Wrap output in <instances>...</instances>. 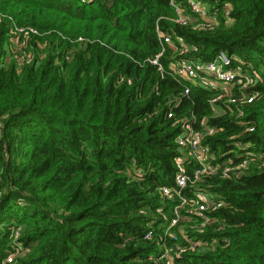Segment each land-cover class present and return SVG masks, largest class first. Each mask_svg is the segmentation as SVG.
Returning <instances> with one entry per match:
<instances>
[{
    "label": "trees",
    "instance_id": "1",
    "mask_svg": "<svg viewBox=\"0 0 264 264\" xmlns=\"http://www.w3.org/2000/svg\"><path fill=\"white\" fill-rule=\"evenodd\" d=\"M200 1L215 6V25L189 8L190 22H176L169 0H0V264L14 246L22 252L6 264H154L148 256L165 247L170 264H264V0ZM159 31L173 44H164L162 70L150 62ZM14 32L20 60L10 53ZM220 51L248 64L232 87L171 72L180 58L207 62ZM253 71L259 78L246 80ZM250 94L251 103L231 101ZM180 118H194L211 164L252 156L242 176L183 190L222 205L202 234L187 228L216 244L175 256L187 243L164 232L177 200L159 189L175 185ZM184 166L191 173L198 163Z\"/></svg>",
    "mask_w": 264,
    "mask_h": 264
},
{
    "label": "built area",
    "instance_id": "2",
    "mask_svg": "<svg viewBox=\"0 0 264 264\" xmlns=\"http://www.w3.org/2000/svg\"><path fill=\"white\" fill-rule=\"evenodd\" d=\"M169 4L173 7L176 14V17L174 18L175 21L183 25L188 24L192 17L186 14V10L188 8L190 12L195 13L204 21L203 24L205 27L215 25L217 23L216 11L214 10L215 6H210V4L206 2L203 3L200 0H187V4L183 6L177 0H169ZM229 11L230 8L228 6L223 7L225 15H227ZM19 31H22V29H19ZM158 36L162 49L150 59V62L157 65L158 70H162V66L159 63V57L164 51V44H168L170 46H173V44L170 35L166 32L159 31ZM12 38V42L16 44L19 36L16 33L15 35H12ZM187 48V46H183L176 51L179 54H183L187 51ZM234 59L238 62V64L231 68L230 66L232 65ZM242 67L246 68L248 67V64L244 60L238 59L233 55H228L224 51H220L212 61L203 62L180 58L170 65L173 75L192 83L199 82L200 84L211 87L212 89H218L221 85H224V87L234 86L237 82L238 75H240V72L243 70ZM244 78L250 81L251 79H258L259 75L253 71L250 75H244ZM188 92L189 87L185 86L183 93L188 94ZM254 97L255 96L253 94L244 95L243 97L234 96L231 98V101L238 103H251ZM178 103V98L169 99L168 104L170 109L166 112L167 117L171 118L173 116V111L171 109L177 106ZM241 114L242 113L240 112L239 115ZM179 121L182 123L183 130L176 138L177 149L181 152V155L176 158V164L178 165L179 170L174 176L175 185L174 188L162 186L159 189L161 195L167 196L168 198H173L175 196L177 200L172 209L173 215L170 218L169 225L164 232V235L173 240H176L179 235H182L183 240L187 243L186 245H178L175 250V256H179L189 249L201 252L203 250L206 251L216 244L217 238L212 239L211 242L206 239L189 238L188 229L202 234L201 232H204L213 224V212L222 205V202L219 199L215 198L216 200H213L208 193L201 190L195 191L191 197H187L183 194V190L190 185L196 184V182L201 178L204 179L215 174H220L223 177H229L230 175L242 176L247 169L249 159L252 156L249 152L244 153L241 160L236 165H232L231 163L224 164L223 166L211 164V156H208L206 150L201 146L203 132L195 129L194 118H180ZM253 130L254 126L249 125L248 131L251 132ZM243 148L246 149L247 145L243 146ZM186 159L194 160L198 163V166L191 173H187L185 171L184 162ZM172 227H176V230L171 231L170 229ZM221 227L222 226L219 225L218 222L216 229H220ZM152 235V231L149 230L145 233V238L151 239ZM172 251V248L165 247L159 255H149L148 260L152 261L154 264H170V262L166 259ZM20 252H22L21 248L14 246V251L8 254L3 261V264L13 262L16 254Z\"/></svg>",
    "mask_w": 264,
    "mask_h": 264
},
{
    "label": "rangeland",
    "instance_id": "3",
    "mask_svg": "<svg viewBox=\"0 0 264 264\" xmlns=\"http://www.w3.org/2000/svg\"><path fill=\"white\" fill-rule=\"evenodd\" d=\"M15 34H16V33H13V35H15ZM12 40H13V38L10 39L11 44H12V49L10 50V53L13 54V55H16L17 58H18V60H20L21 58H20L17 54H15V53H18L19 51H21V49L19 48V45L22 44V40H20V39L18 38V40L16 41V44H14V43L12 42Z\"/></svg>",
    "mask_w": 264,
    "mask_h": 264
}]
</instances>
